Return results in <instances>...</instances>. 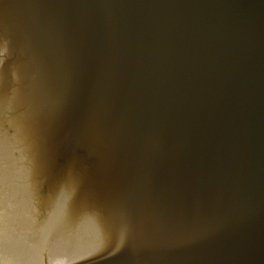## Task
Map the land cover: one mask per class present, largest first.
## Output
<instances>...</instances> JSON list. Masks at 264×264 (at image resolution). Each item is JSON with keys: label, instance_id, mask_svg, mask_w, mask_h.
Instances as JSON below:
<instances>
[{"label": "water", "instance_id": "water-1", "mask_svg": "<svg viewBox=\"0 0 264 264\" xmlns=\"http://www.w3.org/2000/svg\"><path fill=\"white\" fill-rule=\"evenodd\" d=\"M0 264H264V0H0Z\"/></svg>", "mask_w": 264, "mask_h": 264}]
</instances>
